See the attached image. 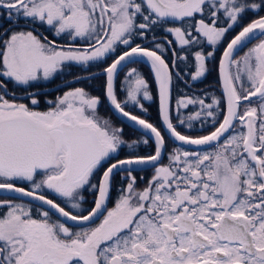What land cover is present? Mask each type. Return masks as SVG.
<instances>
[{"label":"snow or ice","instance_id":"1","mask_svg":"<svg viewBox=\"0 0 264 264\" xmlns=\"http://www.w3.org/2000/svg\"><path fill=\"white\" fill-rule=\"evenodd\" d=\"M249 11L258 18L244 24ZM260 12L264 0H0V195L30 198L0 199L7 209L0 214V264H264ZM225 41L222 96L207 102V91L178 95L174 123L173 89L205 77ZM140 63L150 67L159 118L176 145L167 163L164 132L126 110L131 104L147 112L142 101L153 99L144 73L128 67ZM74 67L85 74L72 75ZM125 68L120 100L116 80ZM61 75L72 79L45 111L36 110L40 92L21 98L30 107L8 87ZM98 76L115 112L145 137L125 139L122 128L98 114L99 96L70 86ZM189 108L195 111L185 116L181 110ZM197 123L214 130L200 136L178 130ZM150 142L154 152L140 154L138 145ZM147 168L154 172L138 189L133 173Z\"/></svg>","mask_w":264,"mask_h":264},{"label":"flooded vegetation","instance_id":"2","mask_svg":"<svg viewBox=\"0 0 264 264\" xmlns=\"http://www.w3.org/2000/svg\"><path fill=\"white\" fill-rule=\"evenodd\" d=\"M260 15H264V12H260ZM258 18L257 15L253 14L251 11L247 13L246 18L244 19L243 23L247 24L249 23L252 19ZM239 31V28H236L234 32H231L228 36V39H231V36L235 35L236 32ZM40 32H42L44 35H47L50 39L54 38L52 32L45 31L44 28H40ZM158 36H163L164 33L162 31H159L157 33ZM169 39H172L171 36H169ZM257 41L253 40L250 44L247 45V47H251L252 44L256 43ZM58 44H65L66 40L65 39H57ZM80 42L77 41V44ZM227 41L224 42V45L220 46L219 49L216 51V58L215 60H210L208 62V68L209 71L206 73L205 77L201 78L198 81L192 82L190 87H184L182 84H178L176 88L173 89L172 93V99H171V105H172V116L174 118L173 122L176 123V117H177V111H176V97L178 95H181L183 93H188L192 94L193 92L197 95H203L205 91L209 93V98L207 102H210L211 100V95H215L217 97L222 96V86L220 83V78H219V70H218V64H219V57L223 52V47L226 46ZM247 48H242L240 51L237 53V56H240L243 54L244 51H246ZM170 58L171 53L167 54ZM111 62V58L108 59L107 63ZM105 65H101L103 67ZM128 67H137L138 70H140L146 78L149 81L150 85V91L152 93L153 99L150 101H142L144 104V108L147 109V112H142L139 108H133L131 104L128 105L126 110L131 111L134 115L140 116L143 119L148 120L150 123H153L155 126L161 129L162 132L165 134V139L167 141L168 149L165 151L163 158L161 160V163H167V152L171 150L172 147H175L170 139H168L166 131L162 127V121L159 118V103H158V94H157V89H156V84L155 80L151 74L150 67L144 63H140L137 65H129ZM184 65L181 63V68H183ZM92 72L98 71L97 68L92 67L90 69ZM127 71V68H125L123 71L120 72L118 79L116 80V91H117V96L118 99L124 100L125 98V92L121 89V81L123 80L124 77V72ZM72 75L76 74H85L81 72V69L79 67H74L71 69ZM72 75H61L55 77L52 81L50 82H44V81H39V82H34L33 86L30 88H13V85L9 83L8 87L10 92H15L16 97L18 99V102H23L26 104H29L30 107H33L30 104L29 99H21L22 97L25 96L27 92H40L41 95L39 97L41 103L38 107H36V110L38 111H45L49 107V104L46 103L47 100H54L56 96L62 95L64 91L67 90L66 87L63 85L64 80H71ZM188 79V77H185ZM104 77L103 76H98L96 80H93L91 82L84 81L83 83H72L70 86L71 87H78V86H85L88 88V91L91 92L92 95L99 96L101 98V103L98 107V114L105 119H109L113 126L115 127H120L123 129L124 132V137L125 139L131 140V139H140L142 137H145V134L141 132L138 129H135L134 127L130 126L127 124L125 121L120 119L113 111L111 105L107 101V99L104 96L103 93V88H102V82H103ZM90 84V87L88 86ZM7 98L12 99V96L9 95ZM223 107V105L221 106ZM183 111V114L186 116L188 115L189 112L195 111L194 108H189L187 111ZM222 119V116L220 117ZM178 130L181 131L185 135H192V136H200V135H207L210 131H213L214 129L210 125H206L203 129H201L200 124L197 123L194 128L192 129H187L186 127H178ZM138 150L140 154H151L154 152V145L150 142L148 145L144 144H139L138 145ZM207 151H211V148L205 149ZM127 151V149H124L121 151V157L124 155V152ZM154 169L153 168H147L144 171H136L133 173L134 176H136L137 183L136 187L138 189H142L147 185L148 180L150 179L151 175L153 174ZM124 184L127 183L125 180L123 182ZM20 186L27 187V184H21ZM120 186L119 182V177L116 178V182L114 183L113 191H112V199L108 203V207H112L115 199L118 195L117 189ZM50 198H55V197H50ZM87 200L90 202L89 205H86V207L91 206V202L93 201L92 195H87ZM0 199H15L16 202H23V203H28V200H19L14 196H5V195H0ZM59 202V201H58ZM33 210L35 214V205H33ZM7 209H0V214H3V212H6ZM56 217H53L55 219ZM99 223V221H97Z\"/></svg>","mask_w":264,"mask_h":264},{"label":"water","instance_id":"3","mask_svg":"<svg viewBox=\"0 0 264 264\" xmlns=\"http://www.w3.org/2000/svg\"><path fill=\"white\" fill-rule=\"evenodd\" d=\"M156 84V83H155ZM156 89H157V94H158V88H157V85H156ZM158 103H159V95H158ZM112 107V106H111ZM113 109V108H112ZM114 113L120 118L122 119L123 121H125L127 124H129L130 126L134 127L135 129H138L140 130L141 132H143L145 134V130H142L139 128L138 125H135L133 122L127 120L125 117H123L122 115H119L118 113L115 112V110L113 109ZM25 200H30V198H25Z\"/></svg>","mask_w":264,"mask_h":264}]
</instances>
